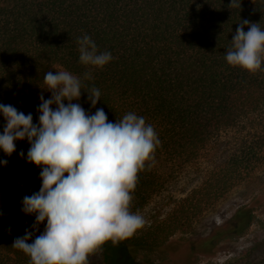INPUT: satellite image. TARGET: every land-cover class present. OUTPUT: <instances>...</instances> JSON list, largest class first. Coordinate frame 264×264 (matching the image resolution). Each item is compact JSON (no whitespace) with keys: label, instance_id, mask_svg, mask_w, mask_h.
<instances>
[{"label":"trees","instance_id":"obj_1","mask_svg":"<svg viewBox=\"0 0 264 264\" xmlns=\"http://www.w3.org/2000/svg\"><path fill=\"white\" fill-rule=\"evenodd\" d=\"M0 0V103L12 104L37 120L43 76L61 65L82 76V91L100 89L96 108L115 121L133 111L153 125L160 144L155 153L166 163L185 167L199 160L211 142L233 131L235 146L211 169L200 186L181 199L169 216L145 234L127 239L136 252L160 250L170 237L192 229L193 222L236 186L264 167V60L250 73L229 65L224 53L240 20L264 29V0ZM247 31V26H244ZM89 35L113 59L103 68L79 63L77 38ZM75 102V101H74ZM94 112L82 92L78 101ZM4 118L0 116V132ZM16 150L0 152V264H29L11 247L31 230L34 216L21 211V199L40 187L39 169ZM165 185L155 163L138 174L131 210L137 211ZM229 229L219 228L199 246H214L228 233L241 234L255 219L254 209H238ZM43 230V225L40 226ZM108 245V244H107ZM106 244L102 249L106 248ZM108 247V246H107ZM106 260L111 256L105 254ZM147 264H153L147 259Z\"/></svg>","mask_w":264,"mask_h":264},{"label":"clouds","instance_id":"obj_2","mask_svg":"<svg viewBox=\"0 0 264 264\" xmlns=\"http://www.w3.org/2000/svg\"><path fill=\"white\" fill-rule=\"evenodd\" d=\"M240 6L241 0L228 5ZM237 24L225 60L254 73L264 60V29L247 19ZM77 44L79 63L86 68H103L113 59L87 34ZM88 79L90 71L82 76L65 69L46 71L42 89L50 96L40 93L35 123L31 112L0 103L5 121L0 152L10 156L16 141L27 140L26 154L22 150L19 155L40 170L39 189L20 202L22 213L34 216L31 230L11 245L29 257V264H89L105 244L117 245L145 224L143 215L131 210L132 193L138 174L155 162L158 134L133 111L108 120L104 109L96 108L100 89L82 91ZM82 92L94 112L78 102ZM6 164L0 159V165Z\"/></svg>","mask_w":264,"mask_h":264},{"label":"rangeland","instance_id":"obj_3","mask_svg":"<svg viewBox=\"0 0 264 264\" xmlns=\"http://www.w3.org/2000/svg\"><path fill=\"white\" fill-rule=\"evenodd\" d=\"M65 69L55 65L52 71ZM233 131H225L214 139L199 160L185 167L166 163L155 153V164L162 167L165 185L144 207L138 211L145 224L131 237L145 234L150 227L166 219L176 204L201 185L207 173L223 163L235 146ZM243 206L254 209L255 219L241 234L223 235L214 246H199L202 239L213 235L219 228L229 229L238 209ZM117 245L107 243L106 248L92 254L89 264H264V167L256 176L221 197L204 211L187 231L177 232L170 237L160 250L146 253L136 252L128 240ZM111 258L106 260L105 254Z\"/></svg>","mask_w":264,"mask_h":264}]
</instances>
